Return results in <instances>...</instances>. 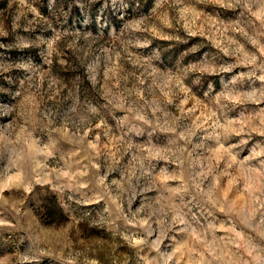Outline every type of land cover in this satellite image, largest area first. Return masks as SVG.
Returning a JSON list of instances; mask_svg holds the SVG:
<instances>
[{"label": "rangeland", "instance_id": "obj_1", "mask_svg": "<svg viewBox=\"0 0 264 264\" xmlns=\"http://www.w3.org/2000/svg\"><path fill=\"white\" fill-rule=\"evenodd\" d=\"M0 264H264V0H0Z\"/></svg>", "mask_w": 264, "mask_h": 264}]
</instances>
